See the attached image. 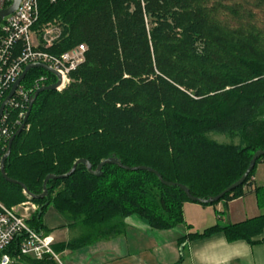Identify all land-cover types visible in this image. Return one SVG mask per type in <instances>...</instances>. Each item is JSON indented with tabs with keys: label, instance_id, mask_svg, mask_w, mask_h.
<instances>
[{
	"label": "trees",
	"instance_id": "trees-1",
	"mask_svg": "<svg viewBox=\"0 0 264 264\" xmlns=\"http://www.w3.org/2000/svg\"><path fill=\"white\" fill-rule=\"evenodd\" d=\"M49 24L62 33L48 52L61 55L85 45V61L64 91L37 96L6 160L8 177L39 195L47 175L68 173L79 159L95 170L116 157L176 184H164L149 170L106 164L96 176L78 164L69 177L48 182L46 198L32 199L40 208L28 223L38 232H47L43 218L50 206L82 231L54 246L56 252L116 237L130 216L158 230L185 224L184 204L197 202L179 185L194 197H215L240 180L253 155L264 150V0H40L36 28ZM42 76L44 86L56 81L49 71L34 68L22 85L30 88ZM212 133L232 141L220 142ZM260 163L264 156L243 185L202 205L224 202L227 209L245 196ZM254 192L264 202V186ZM28 198L0 169V201L11 208ZM187 228L176 264L189 240L217 232L228 241L264 242L254 239L264 229V214L203 232ZM20 243L18 238L3 251L16 264H58L49 255H22Z\"/></svg>",
	"mask_w": 264,
	"mask_h": 264
},
{
	"label": "crops",
	"instance_id": "crops-1",
	"mask_svg": "<svg viewBox=\"0 0 264 264\" xmlns=\"http://www.w3.org/2000/svg\"><path fill=\"white\" fill-rule=\"evenodd\" d=\"M264 165V163H263ZM258 176L246 187L248 193L227 204L202 205L186 202L183 207L185 224L169 230L151 228L137 216L124 220V232L116 237L95 241L80 249L66 248L58 252L65 264H176L180 260L179 240L188 234L187 225L193 231L220 224H236L263 215L264 202H260L256 186ZM47 232L54 239V246L65 244L81 234L80 228L72 220L50 206L43 218ZM75 232L74 236L71 233ZM264 238L262 233L254 239ZM62 260V259H61ZM179 264H264V242L250 244L246 240L228 241L224 232L189 240L184 259Z\"/></svg>",
	"mask_w": 264,
	"mask_h": 264
},
{
	"label": "built area",
	"instance_id": "built-area-1",
	"mask_svg": "<svg viewBox=\"0 0 264 264\" xmlns=\"http://www.w3.org/2000/svg\"><path fill=\"white\" fill-rule=\"evenodd\" d=\"M13 1L0 0V10L10 7ZM49 1L56 3L60 0ZM39 18L40 0H21L13 13L0 16V108L6 93L10 92L27 65L44 63L55 69L61 76V83L56 90L62 92L71 83V73L85 61V45H78L61 55L48 52L60 38L61 28L54 25L55 29H50L52 24L36 28ZM45 81L46 77L42 76L30 88H25L21 83L6 104L0 117V151L8 148L9 139L26 117L31 97L44 86ZM39 208L31 198L11 208L0 201V264L17 263L15 257L3 251L18 238L21 240L19 251L22 255L39 260L49 255L58 264H65L54 250L53 237L38 232L28 223Z\"/></svg>",
	"mask_w": 264,
	"mask_h": 264
},
{
	"label": "water",
	"instance_id": "water-1",
	"mask_svg": "<svg viewBox=\"0 0 264 264\" xmlns=\"http://www.w3.org/2000/svg\"><path fill=\"white\" fill-rule=\"evenodd\" d=\"M21 0H14L12 5L10 7H8L7 9H4V10H0V16L1 17H5V16H8L10 15L11 13H13L18 5L20 4ZM34 68H42V69H45L47 71H49L50 73H52L53 75H55V77H57V82L56 83H53V84H50V85H47V86H44V87H41L39 89H37L35 91V93L33 94V96L31 97L30 99V102H29V107H28V111H27V114H26V117L22 123V125L19 127V129L17 130V132L9 139V142H8V148L6 150V153L4 154V156L2 157L1 159V162H0V169H1V173L3 175V177L10 181V182H13V183H17V184H20L22 187H24L25 189V193L31 198V199H43V198H46L48 196V188H47V185H48V182L52 179H60V178H66V177H69L70 175H72L75 170H76V167L78 164L80 163H83L88 171L93 174V175H96V176H100L102 175V168L104 165L106 164H114V165H118L119 167L121 168H125V169H128V170H136V169H140V170H149L151 172H154L160 179L161 181L166 184V185H176L175 183H172V182H166L163 180L161 174L159 172H157L156 170L150 168V167H147V166H140V167H133V168H130V167H127V166H124L119 159H117L116 157H110V158H107L103 161H101V163L98 165V167L94 170L93 167H92V164L90 163L89 160L87 159H79L77 160L72 169L66 173V174H63V175H56V174H49L47 175V177L45 178L44 182H43V192L39 195H33L32 193H30V191L27 189V187L19 182V181H16L14 179H11L10 177H8V175L6 174V170H5V163H6V160L8 159V157L10 156L11 154V150H12V144H13V141L14 139L19 135L21 134V132L24 130V127L28 121V118L30 116V113H31V110L33 108V105H34V102L37 98V96L41 93V92H44V91H47V90H50V91H55L56 88L60 85L61 83V76L60 74L55 70L53 69L52 67H50L49 65L47 64H44V63H32V64H29L25 67L23 73L20 75V77L17 79V81L14 83V85L12 86L9 94L7 95V97L5 98L4 102L2 103L1 105V108H0V117L3 113V110L6 106V104L8 103V101L13 97V95L15 94L17 88L19 87V85L23 82V80L25 79L26 75L28 74V72L31 70V69H34ZM262 156H264V150H259L257 151L251 161H250V164H249V167L248 169L246 170V172L244 173V175L241 177L240 180H238L236 183H234L233 185H231L230 187H228L226 190H224L222 193H220L219 195L215 196V197H211L209 199H200V198H197V197H194L191 193H190V190L188 187L184 186V185H179L184 191L185 193L187 194L189 200L193 201V202H197L199 204H213L215 202H218L220 199H222L224 197V195L226 193H229L231 192L232 190L236 189L237 187L241 186L244 184V182L246 181L248 175L252 172V170L254 169L255 165H256V162L259 158H261Z\"/></svg>",
	"mask_w": 264,
	"mask_h": 264
},
{
	"label": "rangeland",
	"instance_id": "rangeland-1",
	"mask_svg": "<svg viewBox=\"0 0 264 264\" xmlns=\"http://www.w3.org/2000/svg\"><path fill=\"white\" fill-rule=\"evenodd\" d=\"M54 25H56V24H52V25H50V26H49L50 29H51V27H52V29H55V27L58 26V25H56V26H54ZM212 136H213V138H216V139H217L218 141H220V142L229 143V142L232 141V140L230 139L231 137H230L229 135H226V134L212 133ZM256 174H257V176H258V183H259V184H263V183H262V182H263L262 180H263V178H264V165H263V163H260V164L258 165L257 170H256ZM261 212H264V210H262ZM75 234H76V233L72 231L71 236H74ZM61 259H62L63 262L65 261V259L63 258V255H61Z\"/></svg>",
	"mask_w": 264,
	"mask_h": 264
}]
</instances>
